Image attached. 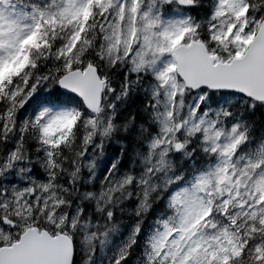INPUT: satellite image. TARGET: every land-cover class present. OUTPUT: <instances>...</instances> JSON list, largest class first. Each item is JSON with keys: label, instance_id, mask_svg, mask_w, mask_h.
<instances>
[{"label": "snow or ice", "instance_id": "obj_1", "mask_svg": "<svg viewBox=\"0 0 264 264\" xmlns=\"http://www.w3.org/2000/svg\"><path fill=\"white\" fill-rule=\"evenodd\" d=\"M0 264H264V0H0Z\"/></svg>", "mask_w": 264, "mask_h": 264}]
</instances>
